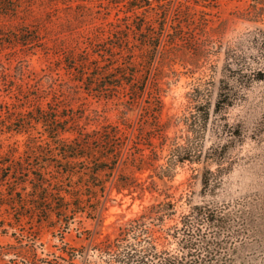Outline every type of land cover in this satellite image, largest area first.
<instances>
[{
  "label": "rangeland",
  "instance_id": "obj_1",
  "mask_svg": "<svg viewBox=\"0 0 264 264\" xmlns=\"http://www.w3.org/2000/svg\"><path fill=\"white\" fill-rule=\"evenodd\" d=\"M6 1L14 9L0 13V30L6 37L0 60L8 67L10 84H32L33 91L45 93V102L52 99L54 83L56 87L61 81L77 84L65 68L66 54L81 51L89 37L106 38L109 22L125 16L127 2L116 5L108 0ZM181 1L158 5L153 0L151 5L136 11V23L167 13V27L174 33L177 30L180 37L174 42L173 35L163 40L164 53L157 54L150 67L153 51L135 47L140 45L142 35L131 34L133 39L137 38L135 65L145 80L140 83V87L145 85V92L132 108L122 102L128 97L123 91L108 99L89 95L77 86L78 92L72 88V93L62 98L77 113L88 114V128L125 121L147 134L154 123L159 96L164 137H170L167 142L173 138L184 142L181 135L186 133V121L191 120L187 119L202 115L206 117L204 156L212 152L213 158L208 162L179 163L173 177L164 179L153 168L139 171L131 166L122 167V173L138 176L144 188L132 193L128 189L125 193L114 189L115 199L107 202L101 221L78 214L64 230L26 220L11 226L8 223L15 218L3 210L0 250L19 245L15 237L18 234L26 245L36 239L38 254L53 263L104 264L95 248L97 241L107 234L115 235L121 223L140 214L146 205L171 198L176 201L175 218L190 209V202L230 203L233 213L241 216L239 222H234L236 233L229 243L234 264H264V0H190L185 5ZM22 29L36 31L40 40L27 46L17 43L15 35ZM1 101L13 102L14 98L2 89ZM199 105L201 113H196ZM1 113H6L3 104ZM4 137L6 143L17 140L20 150L25 147L23 133L7 132ZM160 139L153 137L157 145ZM169 146L164 144V158L160 162H166ZM205 166L214 170L218 179L211 189H205L202 182ZM174 221L170 219L168 223ZM67 250H76L77 254H68ZM11 256L14 254L0 258Z\"/></svg>",
  "mask_w": 264,
  "mask_h": 264
},
{
  "label": "trees",
  "instance_id": "obj_2",
  "mask_svg": "<svg viewBox=\"0 0 264 264\" xmlns=\"http://www.w3.org/2000/svg\"><path fill=\"white\" fill-rule=\"evenodd\" d=\"M108 1L118 5L125 0ZM126 1L125 16L109 22L106 38L89 37L81 51L66 54L65 68L73 74L72 79L77 84L61 81L56 87L54 83L52 99L47 102L45 93L39 89L33 91L32 84H10L8 67L0 60V91L5 89L14 98L13 102H0L6 108V113L0 114V213L5 210L14 216L15 220L8 223L11 226L21 225L26 220L64 230L78 214L101 221L107 202L115 199L114 189L118 193H125L126 189L132 193L144 188L138 176L122 173V167L131 166L139 171L153 168L164 179L173 177L179 163L208 162L213 158L212 152L204 156L206 117L202 115L187 119L191 120L186 121V133L181 135L184 142L177 138L167 142L170 137H164L159 96L153 113L154 123L147 134L141 129L136 131L125 121L88 128V114L77 113L64 103L62 96L72 93V88L78 92L76 88L80 86L89 95L99 98L109 99L123 91L128 97L122 102L128 109L132 108L145 92V85L140 87L145 80L139 76L134 61L135 47L153 51L149 62L152 67L157 54L164 53L163 40L173 35L174 42L180 37L177 30L174 33L167 27V13H158L155 20L135 22L137 9L151 5L153 0ZM156 1L158 5L170 2ZM189 1L181 3L185 5ZM11 8L6 0L0 3V13L9 12ZM132 33L142 35L140 45L134 47L137 38L134 40ZM15 37L17 43L26 46L34 45L41 38L36 31L28 29H22ZM5 39L0 30V50ZM201 110L199 105L196 113ZM7 132L25 134V147L20 150L17 140L6 143L4 134ZM155 136L161 138L159 145L153 141ZM165 143L170 146L164 163L160 161L164 158ZM215 178V171L205 166L202 173L205 189L218 183ZM189 206L187 212L175 218L176 201L171 198L146 205L140 214L121 223L115 235L107 234L95 243L102 262L234 264L229 255V243L236 233L234 222L241 220L238 212L233 213L230 203L190 202ZM170 219L175 221L168 223ZM15 237L19 245H8L0 250V255L13 253L14 256L0 258V264H57L38 254L36 239L26 245L21 235L15 234ZM67 253L77 254L76 250L71 253L67 250Z\"/></svg>",
  "mask_w": 264,
  "mask_h": 264
}]
</instances>
